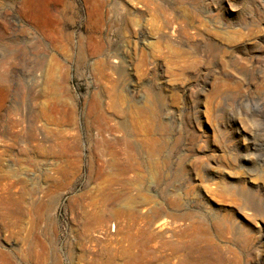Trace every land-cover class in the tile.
I'll use <instances>...</instances> for the list:
<instances>
[{"label":"rangeland","instance_id":"obj_1","mask_svg":"<svg viewBox=\"0 0 264 264\" xmlns=\"http://www.w3.org/2000/svg\"><path fill=\"white\" fill-rule=\"evenodd\" d=\"M0 77V264H264V0H0Z\"/></svg>","mask_w":264,"mask_h":264},{"label":"bare ground","instance_id":"obj_2","mask_svg":"<svg viewBox=\"0 0 264 264\" xmlns=\"http://www.w3.org/2000/svg\"><path fill=\"white\" fill-rule=\"evenodd\" d=\"M1 82H2V79H1V77H0V84H1ZM92 207V206H91ZM121 211V210H120ZM4 217V216H3ZM8 217V216H7ZM8 219V218H7ZM140 229V228H139ZM143 229V228H142ZM140 232V231H139ZM137 234V233H136ZM132 235V234H131ZM130 235V236H131ZM138 236V235H137ZM133 237V236H132ZM140 237H142V236H140ZM130 239V238H129ZM140 239V238H139ZM136 240H137V238H136ZM136 243V242H135ZM132 244V243H131ZM131 244H130V247H131ZM133 245V244H132ZM134 246H135V244H134ZM136 247V246H135ZM130 254V253H129ZM141 256V255H140Z\"/></svg>","mask_w":264,"mask_h":264}]
</instances>
